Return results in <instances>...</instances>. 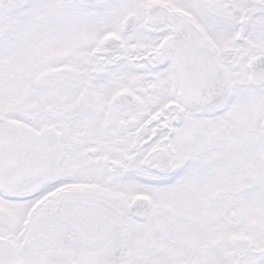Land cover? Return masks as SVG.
<instances>
[{"label": "snow or ice", "instance_id": "6c2138e0", "mask_svg": "<svg viewBox=\"0 0 264 264\" xmlns=\"http://www.w3.org/2000/svg\"><path fill=\"white\" fill-rule=\"evenodd\" d=\"M0 264H264V0H0Z\"/></svg>", "mask_w": 264, "mask_h": 264}]
</instances>
